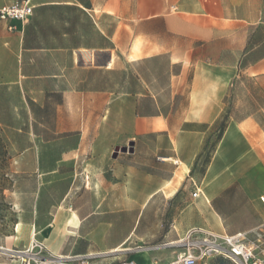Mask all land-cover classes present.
<instances>
[{
  "label": "rangeland",
  "instance_id": "rangeland-1",
  "mask_svg": "<svg viewBox=\"0 0 264 264\" xmlns=\"http://www.w3.org/2000/svg\"><path fill=\"white\" fill-rule=\"evenodd\" d=\"M196 1L174 0L169 12L182 18L177 26H196L200 36V20L184 19L199 18ZM191 8L199 15L189 14ZM259 13V4L243 7L221 20L220 30L201 31L197 45L175 36L184 55L172 67L166 55L131 61V32H123L126 46L108 66L107 53L95 59L83 53L76 65L50 56L49 47L23 57L30 44L63 34L74 45H101L88 19L74 10L40 14L24 35L21 26L8 31L0 24V264H17L13 252H36L38 245L45 256L85 253L95 264L126 261L127 250L133 260L154 263L173 259L181 251L173 243L201 221L211 225L201 229L219 234L261 223L264 76L248 71L264 53ZM113 19L102 17L114 27ZM232 45L235 64L228 54ZM200 62L235 73L221 109L206 112L204 122L200 110L189 109L186 94ZM180 72L187 73L183 87L172 79ZM151 117L158 122L152 131L143 127ZM193 186L201 189L199 198L191 196ZM72 213L77 229L66 228ZM34 216L36 222L28 223ZM248 239L264 254V226ZM116 245L123 251L108 253ZM197 264L233 263L214 257Z\"/></svg>",
  "mask_w": 264,
  "mask_h": 264
},
{
  "label": "crops",
  "instance_id": "crops-1",
  "mask_svg": "<svg viewBox=\"0 0 264 264\" xmlns=\"http://www.w3.org/2000/svg\"><path fill=\"white\" fill-rule=\"evenodd\" d=\"M13 0L8 3L15 2ZM174 0H33L34 11L33 16L26 22H0L5 29L8 31H15L17 26H21L20 32L24 35L25 25L29 22L36 20L37 16L40 14H46L56 11H65L74 10L78 12L81 16H84L88 19L90 24V30L96 31L100 39L102 40L101 45L97 47L84 46L82 44H71L65 38L66 34L59 35L55 38H49L43 43H34L30 44L29 47H26L23 51V57H26L25 53L43 51L41 49H34L40 47H49L51 49L46 50L52 57H60L62 60L70 61L73 65H76L80 58L84 61L83 53L92 54V59H95L98 54H108V63L113 59L115 60L118 57L116 51L124 48L122 43L123 32H131L133 46V56L130 55L131 61L145 59H155L160 58L166 55L169 65L172 67L177 63L182 61V47L180 44V37L175 36H185L189 40V45H197L201 42V31L206 27L209 30H220L221 29V20H231L233 15L239 14L243 7L250 5L260 6V27L261 30H264V0H260L259 3L252 0H245L244 2L237 4L236 0H197L196 4H193L196 8V11H199V18H184L187 21L200 20V36L196 30V26L188 27L183 29L176 25L177 20H182V18H177L171 15L169 10L176 9L172 6ZM192 4V3H191ZM189 8V5L187 6ZM193 8V6H192ZM189 9L187 12L191 15H199L194 9ZM66 14V13H63ZM102 17H112L113 21L116 23V26H107L105 22L102 21ZM244 21V19L242 20ZM60 25H63L59 20ZM64 25H67L66 19L63 21ZM245 22V21H244ZM9 28H12L9 30ZM28 29V27H27ZM109 31H112V36L108 34ZM177 38V39H176ZM215 41V40H214ZM140 43V44H139ZM260 46L264 49V38L260 42ZM128 47V45H127ZM230 58H232V64L237 62V52L235 45H232L228 50ZM29 56V55H28ZM133 59V60H132ZM93 61V60H92ZM91 62V61H89ZM112 62V63H113ZM200 70H197L193 74V84L191 91L188 90L186 94L191 96L190 98V110H200V122L206 121V112H217L221 109L222 102L228 92V86L231 80L235 77L231 71H218L214 68L201 67ZM253 76H264V53L263 55L250 66L248 70ZM186 72L177 73L176 76H172V79H178L181 82V87H183V80L186 79ZM52 77H59L52 75ZM189 99V97H188ZM150 120L143 127L147 128L150 131L158 129V122L155 121L157 117ZM208 121V120H207ZM181 165L184 164L182 161H178ZM186 165V164H185ZM187 166V165H186ZM188 167V166H187ZM189 169V168H188ZM190 173L187 170L186 175ZM195 185V184H194ZM165 186L161 188L162 194ZM179 187V186H178ZM195 189H198L199 194L196 198H199L202 195L201 189L193 186V192ZM247 192L246 190H244ZM178 193V188L176 190ZM174 194V196L176 195ZM191 194V196H192ZM164 195V194H163ZM169 197L167 200L169 205H172L175 200L173 197ZM264 198V192L261 193L257 198V206H264V202L260 198ZM179 202V201H178ZM184 206V205H182ZM186 215H190L191 210H184ZM183 212H180V214ZM189 213V214H188ZM73 214V213H72ZM75 214V213H74ZM76 215V214H75ZM77 216V215H76ZM261 219L262 216L260 215ZM72 218H74L72 216ZM78 218V217H77ZM258 225L251 227L247 231L254 230L259 226L264 224V220ZM36 222L35 216L28 221L32 224ZM79 223V219H78ZM200 228H211L210 223H205L201 221L198 224ZM67 229H77L78 225L71 228L66 226ZM188 227L178 230V233L182 235L186 233ZM247 231H236L237 232H247ZM231 233V234H234ZM179 236V234H178ZM128 236H124L120 244H123L127 240ZM121 245L114 246L108 253L116 254L123 251L119 248ZM119 248L120 250L114 252L115 249ZM56 254L61 256L67 255V252L63 250H56ZM85 253H79L75 255H82ZM125 254L129 255V259L133 260V257L127 250ZM138 259V258H137ZM159 262L148 263L146 260L139 258L137 261L134 260L137 264H159ZM143 261V262H142Z\"/></svg>",
  "mask_w": 264,
  "mask_h": 264
},
{
  "label": "built area",
  "instance_id": "built-area-1",
  "mask_svg": "<svg viewBox=\"0 0 264 264\" xmlns=\"http://www.w3.org/2000/svg\"><path fill=\"white\" fill-rule=\"evenodd\" d=\"M33 11V0H17L4 4L0 6V22L26 23L33 16ZM198 194V189H195L192 197L196 198ZM260 200L264 202L263 197ZM263 226L264 224L258 228ZM258 228L234 234H219L201 228L191 229L176 244L181 247V251L173 259L161 260L159 264H197L214 257L227 259L233 264H264V254L258 253L254 243L248 239V234L256 232ZM34 248L13 252L19 256L17 264H95L94 256L91 254L45 256L42 254L44 252L42 246L38 245L36 252H33ZM116 264L137 263L128 259Z\"/></svg>",
  "mask_w": 264,
  "mask_h": 264
},
{
  "label": "bare ground",
  "instance_id": "bare-ground-1",
  "mask_svg": "<svg viewBox=\"0 0 264 264\" xmlns=\"http://www.w3.org/2000/svg\"><path fill=\"white\" fill-rule=\"evenodd\" d=\"M170 161H172L171 159H169ZM176 163V162H175ZM72 216L74 217V218H71L70 220H69V222H67V226L68 227H71V228H73V227H75V226H77L78 225V218H77V216L73 213L72 214ZM194 230V229H193ZM173 244H177V242L176 243H173ZM5 252H7V249H3ZM120 249L119 248H117V249H115L114 250V252H117V251H119Z\"/></svg>",
  "mask_w": 264,
  "mask_h": 264
},
{
  "label": "water",
  "instance_id": "water-1",
  "mask_svg": "<svg viewBox=\"0 0 264 264\" xmlns=\"http://www.w3.org/2000/svg\"><path fill=\"white\" fill-rule=\"evenodd\" d=\"M116 151H117V149H116ZM128 152H131V153L133 152L132 144H131V146H130Z\"/></svg>",
  "mask_w": 264,
  "mask_h": 264
}]
</instances>
